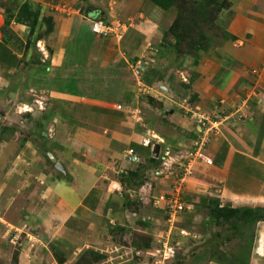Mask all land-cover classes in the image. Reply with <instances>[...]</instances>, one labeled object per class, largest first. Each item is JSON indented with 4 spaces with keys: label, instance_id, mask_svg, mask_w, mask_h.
Masks as SVG:
<instances>
[{
    "label": "crops",
    "instance_id": "obj_1",
    "mask_svg": "<svg viewBox=\"0 0 264 264\" xmlns=\"http://www.w3.org/2000/svg\"><path fill=\"white\" fill-rule=\"evenodd\" d=\"M88 2L92 3L91 0ZM79 3L81 4L80 1ZM79 3H75L72 7L79 8ZM259 5L263 10L259 11L252 6L251 10L253 11H250L249 14L256 18L250 19L243 15L241 4H237V14H235L238 15L237 27L235 34L232 33L238 39L236 41L244 39L245 43L240 47L243 48L246 59L242 56V59H238L234 63L236 70H229V74L234 72L235 75L240 72L241 76L246 64L253 65L255 63L260 66L259 68L254 67L261 71L259 78L253 75L252 78L249 76V81L252 84L251 90L256 86L252 90L253 95H247L245 99L232 107L236 111L239 110V115L243 110L249 115L248 121L245 122L247 127H245L248 129L250 137L240 142L231 140L230 135H228L229 142L225 140L226 137L225 139L222 137L225 142L222 143L220 149L214 145L210 151L208 150L213 164L196 163L194 165L195 174L186 183L190 187H196L200 192L204 191L205 195H197L200 196V199L214 198L219 200L221 205L228 204L233 208L264 207V22L260 20L264 19V3L261 1ZM68 7L71 9L70 6ZM97 9L106 17L109 16L102 9ZM75 12L76 15L71 16L72 18L58 14L57 19H64L61 23L55 19L51 46L53 52L49 55L48 71L39 72L40 75L32 73L28 77L29 79H24L19 87H15L18 89L15 93L23 95V92L33 91L32 86L38 85L35 90H41L44 95L50 98L51 106L62 107L64 117L60 116L57 111L55 112L53 120L55 122L50 128L54 129L56 134H54L51 143H48L50 147L46 148L51 151L47 157L49 159L50 155L53 157L48 162L53 167L45 164L46 158L36 159L35 149L30 141L24 142L19 153L22 155L27 153L26 156L20 155L21 159L13 160L15 168L0 173V178L6 179L8 185L6 194L9 195L7 202L0 200V218L3 213L9 212L8 215H10L13 212V215L24 216L28 221L35 223L36 228L31 227V231L39 233V236L32 237L34 243L36 241L34 255L37 253L34 257H30L31 264H74L80 254L87 250L98 251L104 256L101 262H99L100 260L96 262L91 260L93 258L88 254L87 258L91 264H151L149 251L154 247L153 233H150L153 241L147 249H142L143 243L134 241V239L128 238L129 242L123 241L122 237L116 240L117 234L124 236L126 240L129 231L136 230L127 222L130 217L135 218V215L139 213L124 208L123 195H127L130 200H136L137 207L140 205V201L138 198L132 199L131 195L160 194L171 189L166 178L170 179V176L173 175L172 171H168V169L175 168L176 160H179L181 155L191 147L196 140V132L199 131L192 116V112L195 110L190 112L185 110L190 114L188 119L184 118L182 125L186 129L183 138L185 142L188 141V145L190 144V147L186 148L187 150L171 151L170 147L166 146L171 155L167 164L161 162L158 167H154L149 163L143 170L145 171V176L142 174L144 182L140 186L135 187L131 184L127 187V183H120L121 172L134 171L139 168L143 160L146 161L145 155L133 149L131 144H140L142 139L149 135L136 128L137 120L132 116L137 111L128 108L129 104L135 103V99L131 95L132 92H125L126 84L121 75H124L122 74L123 70L131 75L130 64L144 57L146 54L144 50L150 46L151 39L155 38V31L153 28H143L142 26L130 28L121 40L117 41L118 50L116 47L110 49L111 41L92 33L90 19ZM89 17L93 16L89 15ZM145 27L147 26L145 25ZM258 27L261 28L260 32L256 31ZM241 37L244 38L241 39ZM70 43L72 49L69 47ZM8 58H12L14 64H9ZM19 58L14 52L0 47V64L3 63L5 66L3 68L5 76L0 74V106L8 99L9 92L6 90V84L12 86L19 84L16 82L20 79V74L16 72L20 63ZM145 58L149 57L145 56ZM121 62L124 63L123 66L115 65ZM209 68L211 69V67ZM102 72H105L104 77H108L104 80L107 85H102V81L98 82L100 80L95 79V75L102 74ZM208 72L210 73L209 69L202 73L205 76L203 80H206ZM73 76L82 83L84 81L86 88H94L96 83L105 88L108 85L119 87L123 84V86L120 88V95H117L113 101L108 102L104 100V97H98L99 102H90L91 106L78 115L75 112L79 107L82 108L87 100L68 90L72 87L68 83L73 81L69 77ZM118 76L120 77L117 79ZM211 80L212 78L209 79V82ZM38 81L41 82V85L38 84ZM65 83L68 85L67 89H65V85H62ZM212 86L214 84L211 82ZM216 87V92H220L223 96L225 84L220 82ZM62 91L66 92L62 94ZM126 98L127 102L122 105L121 101ZM244 101L248 102L247 106H239L237 109V106ZM219 102H221L220 107H223V101ZM20 105L26 106L27 103L22 102ZM117 105L121 106L120 110L116 109ZM196 106H198L196 107L198 110L208 109L206 106L203 108L200 105ZM177 116L174 112L169 118L174 119ZM152 133L164 142L165 138L162 135L158 136L154 132ZM45 136L49 138L47 133ZM216 136L217 134L214 135V137ZM213 140L216 139L209 140L210 145ZM43 145H47V143ZM162 145L159 144V154L162 153L161 155L165 153ZM184 146L187 147V145ZM129 149H133L136 157L126 155V151ZM219 151H225L222 159H220ZM30 154L31 159L29 158ZM55 162L61 165V171L56 169ZM246 168H250L249 171L254 170V172L251 175H246ZM161 170L168 173L167 177L155 176V174L160 175L158 171L161 172ZM230 181H238L239 184L236 185L243 186L244 190H238L240 186H232L229 184ZM159 185L161 186L160 190H157ZM189 205L193 207L191 203ZM119 214L125 216V223ZM145 217L144 215L143 219ZM134 221V226H143V228H139L140 231L147 234V231H151L149 230L150 225L145 224L146 221ZM2 222L7 225L3 220ZM201 224L203 233L202 236L198 235V239H202L206 244L207 238L211 234L208 232L210 236L207 237V234L204 233L209 231L208 226L213 224L208 218L202 220ZM229 232L231 235V231ZM235 237L233 240L227 241L224 246L219 242L217 245L221 249L232 245L233 249L229 247V251L236 260L239 259L247 264H264V222L256 224L253 234L249 238ZM218 239L214 235L209 241ZM236 242H239L237 246H235ZM189 246L194 245L190 244ZM24 248L23 254H27V246ZM193 249L194 247L191 248V253ZM23 254L22 256L25 257ZM18 263L26 264V261L19 260L16 264ZM179 263L181 264V262ZM192 264L230 263L225 258L221 262H217L212 258L203 257V259L195 260ZM235 264L237 263L235 262ZM239 264L243 263L239 262Z\"/></svg>",
    "mask_w": 264,
    "mask_h": 264
},
{
    "label": "rangeland",
    "instance_id": "obj_2",
    "mask_svg": "<svg viewBox=\"0 0 264 264\" xmlns=\"http://www.w3.org/2000/svg\"><path fill=\"white\" fill-rule=\"evenodd\" d=\"M24 1H29L35 9H38V22L34 27L12 23L11 29L13 33L22 41L26 43L27 40H29L31 44H27L26 49V44H24V47L21 49V53H18L12 50L9 46L4 45L0 41V47L8 49L10 50V52H14L20 57V63L16 71L20 74V79L16 81L19 84H14L15 86L6 84V90H8L7 92H9V95L7 96L8 99L4 101V104H2V106H0L1 174L16 167L13 163V160L16 158L21 159L20 155H22V153H19L22 149L21 145H24V142L27 141H30V144L35 149L36 159L40 160L41 157L49 159L47 155L51 154V151L47 150L48 147H50L48 143H51V140L54 138V134H56V131L50 128L52 123L55 122L53 121L54 118H48V115L55 113L54 106H51L49 104L50 98L44 95L41 90H35L38 85L36 84L37 86H32L33 91H26L25 93L23 92V95H18L15 93L16 90H18L15 87H19L24 79H29L28 77L31 76L32 73L40 75L39 72H41V68L45 65L44 62H49V55H51V52H53L51 48L53 43V31L47 37H38V24H41L43 18L46 19L48 17H51L53 19L54 28L55 19L56 21H59V23L64 20L57 19L58 14L65 15V17L67 18H72L73 15H76L74 14L75 11L78 14L83 15L84 18L87 17L86 19H91L94 17H89L88 15L91 16L92 14H94H90V9L93 8H100L103 12L106 13V15H109L108 17L105 16V19H103V21L109 23V26H112L110 27L112 31L110 35H107L103 38L111 41L110 49L111 47H116V49L118 50V46L116 45L118 41L117 38L121 36L119 38L121 40L122 36L130 28L142 26L143 28H153V30L155 31V38H152L149 42L150 46H148L147 49L144 50L146 54H144L143 57H149L145 58L146 60H148L147 69L153 71L154 77L156 78L153 86H150L151 90L149 94L144 96L140 95V92L137 90V85L135 83L131 70V75H129V73L125 72L124 70L122 73L124 75H121L126 84L125 92H132L131 95L134 96L135 99V103L129 104L128 108H131L132 110H136L138 112L136 118V128L138 129V131L145 133L147 132V134L154 132L158 136L162 135L165 138L163 149L168 146L170 147L171 151H178L182 149L187 150L186 148H189L190 144L188 145V141L185 142L183 138L186 133V129H184L182 125L184 118L188 119L190 117V114L188 112L198 110V108H196L198 106L196 105H200V107L202 108L203 106H206V108L208 109L210 108V110L200 109V112L211 113V111H214L213 109L215 108V105L217 103L221 105V102L219 101H223L222 110H226V112H228L227 116L229 118L226 121H222L219 123L212 122L211 124H209V129L207 130H210L212 127H216V130H213L211 132L213 133V135L210 136V139L215 138L216 140H213V143L211 145L210 142L208 143L206 148L207 152H209L214 145H217L218 149H220L222 143L225 142L223 141L222 137L224 139L226 137L225 140L228 141V135H230L231 140H235L238 142L244 141L245 139H248V137H250L248 136V129L246 128L247 125H245V122L249 119V115L246 114V111L243 110L241 116L238 114L239 110L236 111V109L232 107H234V104L237 105V103H239V101H241L242 99H245L247 95H253L252 90L256 86H254L251 90L252 84L249 81V76H251L252 78L251 71L253 69H257L254 67L259 68L260 66L255 63L253 65H249L248 63L246 64V66H244V68L243 65H241L244 70V72L242 71L243 75L241 76L240 72H237L235 75L234 72L229 74V70L232 69V71H234L235 61L238 59H242V56L244 59H246L245 55L243 54V48L240 47L241 45H243V43H245L244 39H242L244 37H241L242 40L236 41L238 39H236V37L233 35V33L235 34V29L237 27L236 20L238 19V15H235L237 14V4H241V10L244 12L243 15L246 18L253 19L256 17H251L249 14L250 11H253L251 10L252 6L261 11L263 9H261L259 4L261 3V1L264 3V0H219L220 3L225 1L228 7L223 8L218 13V16L215 19L205 17L203 20H200L199 16L194 12L193 6L190 5L191 0H164V2L160 6L155 5L150 0H91L92 3L88 2V0H79L81 4L77 0H0V7H10V9L16 8L17 6H20ZM184 1H187L188 3L184 4ZM75 3H79V8L74 9V7H72L75 5ZM68 6H70L71 9ZM3 12L4 9H1L0 27L3 23ZM260 20L264 22L263 18ZM186 21H189V23L195 21L200 24L199 31H202L204 39L207 40L210 44L209 49L206 52L201 53V55L197 54L194 50H189L185 46V41H181L178 45V48H171V45L175 43L176 39L174 37V32L178 31L177 28L185 25ZM145 25L147 27H145ZM192 26V24L190 26L188 25L190 31L192 30ZM41 28L43 30L45 29V27L42 25ZM259 29L261 30L260 27L256 28V31L260 32ZM30 33L32 34L30 35ZM97 36L101 37L99 35ZM231 37H234V39L232 40ZM69 47L71 48V43L69 44ZM195 56L200 58L199 60H197V62H199L197 65H195V61L197 59ZM38 61L42 66L38 65ZM7 62L9 64H14V60H12V58H8ZM115 65H119V67H121L124 65V63L121 62ZM209 67H211V69ZM3 68H5V66L3 63H1L0 74L5 76ZM208 69L210 73L208 72L206 80H203L205 76H203L202 73L204 71H207ZM104 73L105 72H102V74L98 73L97 75H95V79L100 80L98 82L102 81V85H107L106 83H104V80L108 77H104ZM119 77L120 76H118L117 79ZM69 78H71L73 81L69 83L67 82L70 86H72L71 89L69 88L68 90L72 91L73 93L75 92L76 94L87 100L83 104L82 108L79 107L75 112L78 115L82 114L84 109L86 110L88 106H91V104H89L90 102H99V100H97L98 97H104V100L108 102L113 101L117 95H120V88H122L123 86V84L120 85L121 87H111L108 85V87L105 88L99 86L98 83H96L94 85V88H86V84L84 81L82 83L77 77L74 76ZM211 78L212 80L209 82V79ZM191 79L195 80L191 81ZM40 81H38V84L41 85L42 81ZM67 81L69 80L67 79ZM211 82L214 84V86L212 87ZM220 82L221 84H225L223 96L220 92H216L215 90V88H217L216 85H218ZM62 85H65V89H67L68 85H66V83ZM169 91L171 92L169 93ZM65 92L66 91H62V94H64ZM167 93H169V95H167ZM152 98L162 103L161 110L156 108L155 106H152V104H149L151 103L150 100ZM22 102H26L28 106H21L20 104ZM126 102L127 98L123 99L121 101V104L125 105ZM140 102H142L143 104L140 105ZM247 103V101L240 103L237 106V109H239V106H247ZM232 109H234L235 111H233ZM185 110L188 112H185ZM41 111L42 113H46L47 116L41 114ZM172 112H176V114L178 115L174 119L169 118L173 115ZM245 115L246 117H244ZM195 120L196 119H194V121ZM42 130L44 133L43 138L40 137V133ZM45 133H47L49 138H46ZM211 133H209L208 135H210ZM196 134L198 137L202 136L201 131L196 132ZM216 134L217 136L214 137V135ZM14 142L17 144H15ZM18 143L20 144L19 146ZM44 143H47V145H43ZM184 145H187V147H185ZM26 154L27 153H23L22 156H26ZM217 156L219 157L218 154ZM31 157L32 156L30 154L29 158L31 159ZM51 158L53 157L50 155V159ZM49 160H46L45 164L53 167V165L48 163ZM149 163L150 162H144L143 160V162L139 165V168L135 169V171L145 176V171L143 170H145L144 168ZM249 169L250 168H246V175H251V173L254 172V170L249 171ZM158 173L160 175L155 174L156 177H167L168 175L167 172L162 170L161 172L158 171ZM166 179L170 184L169 188H171L166 193H155L151 195H131L132 199L138 198L140 201V205H137V211L140 213V215L137 212L138 214H136L137 216L135 215V218L130 217L129 222H126L128 224L130 223L131 227H135L134 229H136V232L134 230L133 232L129 231L126 240L124 239V236L117 234L116 240L122 237V240L126 242H129L128 238L131 240L134 239V241H139V238L142 240L145 237L146 241H148V235L151 236V234L153 233L152 235H155L154 247L156 246V244H158L160 237H162L161 232L166 229L167 225L165 224L164 214L158 218L153 217L151 214L155 215L156 211L154 210V208L159 206L162 202L166 201L167 196H172L166 194H176V192H173L176 182V180H174V176H170V179ZM5 180L6 179L0 178V200L3 202H7L9 196L6 194L8 192V185ZM237 182L238 181H230L229 184H231L232 186H240L236 185L239 184ZM128 186L130 185L127 184V187ZM160 187L161 186L159 185V188L157 190H160ZM243 188V186H240L238 190L242 191L244 190ZM179 190L180 192L178 193H180L186 203H188V201H196L195 203H197V199H200V196L197 195H205L204 191L200 192L196 187H190V185H186L183 189L181 188ZM233 190L236 191V189ZM160 198H162L163 201L158 204L157 199ZM199 209V214L194 213L193 207L190 206L189 209H186L185 212H183L178 217L175 223H177L178 226H188L189 228H192L190 233L193 236L201 235L203 233V226L201 222L202 220H206L208 216L207 211L204 208ZM8 213H3V216H1L0 218V264H16L17 261L19 262V260H25L26 264H31L32 261L30 260V257H34L37 253L36 252L34 255V252L36 250V241L34 243L32 237L37 235L39 236V233L36 234L37 232L31 231V227L36 228L35 223L28 221L24 216L13 215V212L8 215ZM144 215L146 217L143 219ZM119 217L123 218L124 221H122L123 223H125V216L123 214H119ZM151 217L154 218L152 222L154 223L155 228L153 230L151 229V231H147L148 234L139 230V228H143V226H134V220L149 221ZM2 220L6 222L7 225L2 224ZM173 223H170V226L173 225ZM175 223L173 225V228L178 227L175 225ZM209 226V231L204 233L207 234V237L210 236L208 235V232H210L211 234V236L207 238L206 244H204V241L202 239H191L190 242V239H187L186 245H184V241H181V246H183V248L179 251L178 257H176L171 263L167 264H180L179 262H181V264H192L193 262H195V259L198 258L196 257L198 255L203 254V257L211 259L212 256L215 257L219 253L221 256H224V258L230 264H235V262L237 264H239V262L244 264V262L240 261L239 259H237V262L236 258H234L235 256L229 251V247L230 249H233V247H231L232 245H227V247H223V249H221L220 246L217 245V243L219 242L222 246H224L227 241H230L231 239L233 240V237L230 235L229 231L224 232L223 236L218 240L209 241V239H212L215 233L223 232L226 226L214 224L212 226ZM243 228L247 227L244 226L242 227V229ZM156 233H158V237L156 236ZM249 237L250 236H248V238ZM104 239H106V237H104ZM236 243L237 244H235V246L239 244V242ZM188 244H193L194 246H189ZM25 246H27V254H23L25 252ZM192 247H194V249L191 253ZM215 249L217 251H215ZM22 254L25 257H23ZM83 257L85 259V263L83 264L89 263L90 260H88L87 255H83ZM99 262H101V260Z\"/></svg>",
    "mask_w": 264,
    "mask_h": 264
},
{
    "label": "trees",
    "instance_id": "obj_3",
    "mask_svg": "<svg viewBox=\"0 0 264 264\" xmlns=\"http://www.w3.org/2000/svg\"><path fill=\"white\" fill-rule=\"evenodd\" d=\"M155 5L160 6L164 0H150ZM187 1H184V4H187ZM193 6L194 12L199 16L200 20H203L205 17L213 18L215 19L218 16V13L223 9L227 8V3L221 2L219 0H191V4ZM4 9L3 12V23L0 27V41L6 45L9 46L12 50L21 53V49L25 45V49L27 48V44H31L29 40L25 43L22 41L19 37H17L12 29L11 24H22L30 27H34L38 22V9H35L34 6L29 1H24L20 6H17L16 8L7 7H0V10ZM91 13L98 12V17L100 20L105 19V14H102V12L98 11L97 8L90 9ZM193 25L192 30L190 31L188 28V25ZM39 25V34L38 37H47L51 34L53 31V19L51 17L43 18L41 24ZM41 25L45 27L43 30L41 28ZM199 26L197 22L193 21L189 23V21H186L185 25H182L180 28H177L178 31L174 32L175 43L171 45V48H178V45L181 41H185V46L189 50L196 51L197 54L201 55V53L206 52L209 49L210 44L207 40L204 39L202 31H199ZM32 33H30L31 35ZM166 34V33H165ZM164 34V37H165ZM28 37V35H27ZM26 37V38H27ZM233 40L234 37H231ZM196 57V56H195ZM195 65H197L200 58L196 57ZM39 60V59H37ZM39 66H42L39 61L37 62ZM45 65L41 68V72L48 71L49 68V62L45 61ZM197 76V75H196ZM195 78V76H194ZM155 77L153 74V71L146 69L144 75H143V81L148 86H153L155 82ZM195 79H191L193 81ZM152 106H155L158 109H162V103L156 101L154 98L150 100ZM156 104V105H155ZM219 103L216 104V107H220ZM55 112L57 111L60 116L64 117V114L62 112V107H55ZM215 110V108L213 109ZM54 113V112H52ZM42 114V113H41ZM45 116L46 113H44ZM48 118H54V114L48 115ZM57 116V113H56ZM46 118V117H45ZM40 124V123H39ZM40 137H44L43 131L40 133ZM199 137L196 134V139ZM133 149H136L137 151L143 153L145 155L146 161L151 163V166L158 167V165L161 163V157L153 158L151 156V148L146 147L140 144H131ZM164 144L162 145L163 148ZM132 149V150H133ZM165 150V148L163 149ZM225 151H220V159L223 158ZM49 160V159H47ZM120 183L124 184L127 183L128 185L132 186H140L144 182V178H142V175L139 174L137 171H125L120 173ZM124 197V208L127 210H133V212H138V207H136V200H130L127 195H123ZM196 201H188V204L193 205L194 213H200L199 208H204L207 211V216L211 224L214 225H224L226 226L225 230L223 232L215 233L217 238H220L224 232L231 231V236L233 238H236L235 236L239 237L240 239H247L248 236H251L253 234L254 227L259 222H264V207H239V208H233L228 204L221 205L219 200L210 198V197H204L202 199H197ZM190 202V203H189ZM166 208V203L162 202L159 206L155 207L154 210L156 211L155 215L151 214L153 217H161ZM151 217L149 221H144L145 224L150 225L149 229L153 230L155 228L154 223L152 222L154 218ZM165 218V217H164ZM247 227L243 228L242 227ZM184 227V226H183ZM186 227V226H185ZM148 241H146L145 237L144 239H140L139 241L143 243L142 249H147L150 246V243L153 241L152 237L149 236ZM215 251H217L215 249ZM91 255V257L94 261L101 260L104 256L100 254L98 251L95 250H87L80 254L79 259L75 261L74 264H83L85 263V259L83 255ZM218 256V257H217ZM217 256H212V260L214 259L217 262H221L224 258V256H221L220 253ZM198 257L195 260L203 259L202 254L196 256ZM86 264H90L86 263ZM247 264V263H244Z\"/></svg>",
    "mask_w": 264,
    "mask_h": 264
},
{
    "label": "built area",
    "instance_id": "obj_4",
    "mask_svg": "<svg viewBox=\"0 0 264 264\" xmlns=\"http://www.w3.org/2000/svg\"><path fill=\"white\" fill-rule=\"evenodd\" d=\"M90 24L91 31L94 34H97L101 37H106L107 35L111 34L112 30L110 27L112 26H109V23L100 20L95 16L94 18L90 19ZM119 38H117L118 42L120 41ZM147 62L148 60L143 58L137 59L136 61L130 64V70L137 85V90L142 96L148 95L151 90V87L148 86L145 82H143V75L148 65ZM252 74L254 75V77L259 78L261 76V71L253 70ZM116 109L120 110L121 106L117 105ZM222 109V107H215V110L211 111V113L200 112V109L192 112V116L194 117V119L197 120H195V123L199 128V131L202 132V136L192 143L191 147L183 155H181L179 160H176L175 168L169 169L172 171L174 180H176L175 189L173 191L176 192V194H166L172 195L171 197L165 196L167 200L164 201L166 203L164 217L165 224L167 226L166 229L161 232L162 237H160L158 244H156V246L151 251H149L152 264H167L172 262L178 256L179 251L183 248V246H181V241H184V245H186L187 239H190L189 242L191 241V239H198L197 235H191L190 231L192 228H189L188 226H178V224L175 223L178 217L190 207V205L184 201V198L178 192H180L179 189H183L184 186H186L188 179L194 176L195 169L193 166L197 162H203L206 165L213 164V161L209 156L206 148L209 143L210 136L213 135V133L211 132L213 130H216V127H212L210 130L207 129H209V124H211L212 122L219 123L228 120V112H226V110L223 111ZM137 114L138 112H134V115L132 117L134 119L135 117L137 118ZM209 133L211 134L208 135ZM163 143L164 142L158 139L153 133H150L144 139H142L140 145L150 147L152 151V148L155 145H162ZM126 155H128L129 157H136L132 149L127 150ZM170 156L171 155L169 154V150H167L166 148L165 153L161 155V159H164L162 163L167 164V161ZM161 201H163L162 198L157 199L158 204ZM173 222L176 226H178L177 228H173ZM170 223H173V225L170 226ZM156 236L158 237V233H156Z\"/></svg>",
    "mask_w": 264,
    "mask_h": 264
},
{
    "label": "water",
    "instance_id": "obj_5",
    "mask_svg": "<svg viewBox=\"0 0 264 264\" xmlns=\"http://www.w3.org/2000/svg\"><path fill=\"white\" fill-rule=\"evenodd\" d=\"M94 15V14H92ZM158 154H159V145H155L153 148H152V157L153 158H158ZM55 167L58 171H61V165L58 163V162H55Z\"/></svg>",
    "mask_w": 264,
    "mask_h": 264
},
{
    "label": "clouds",
    "instance_id": "obj_6",
    "mask_svg": "<svg viewBox=\"0 0 264 264\" xmlns=\"http://www.w3.org/2000/svg\"><path fill=\"white\" fill-rule=\"evenodd\" d=\"M94 14H95V15H91V16H93V17L95 16V17H96V16L98 15V12H95ZM88 16H89V15H88ZM96 18H98V17H96ZM255 70H256V71H259V70H257V69H255ZM252 72H253V70H252ZM252 72H251V73H252ZM252 75H253V74H252ZM253 76H254V75H253ZM161 154H162V153H161ZM161 154H158V157H159V156L161 157ZM151 156H152V151H151Z\"/></svg>",
    "mask_w": 264,
    "mask_h": 264
}]
</instances>
